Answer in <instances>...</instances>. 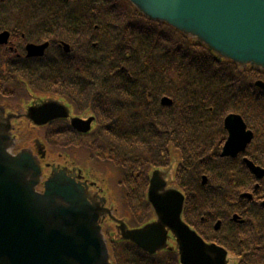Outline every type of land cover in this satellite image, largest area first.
<instances>
[{
	"label": "flooded vegetation",
	"instance_id": "obj_1",
	"mask_svg": "<svg viewBox=\"0 0 264 264\" xmlns=\"http://www.w3.org/2000/svg\"><path fill=\"white\" fill-rule=\"evenodd\" d=\"M3 2L0 0V32L8 30L9 37L6 45L0 46V101L8 100L12 107L28 103L32 101L28 89L33 93L62 95L72 114L91 113L96 121L88 134L77 132L68 122L64 128L54 129L55 135L63 137L52 152L62 157L64 163L53 159L45 163L78 166L86 171L69 160V155H73L69 145L72 138L87 141L72 145L90 149V157L97 160L105 158L97 149L96 139L103 131L131 138L143 135L141 141L153 148V158L139 159L131 154L135 158L128 168H122L127 174L120 179V183L129 182L122 188V193L129 197L125 204L128 214L119 210V204L116 212L130 219L132 227L149 220L151 207L146 190L150 171L171 168L165 180L168 182L173 174L171 183L183 193L182 220L205 244L224 251L220 252L225 259H212L213 264H264V72H240L234 67L232 78L215 82V88L209 86L205 96L194 98L203 103L200 107L194 105L197 110L201 108L202 114L194 122L196 128H189L190 118L184 116L182 105L174 97L171 104H162L164 90L154 91L146 80L150 52L120 46L113 53L112 64L102 65V37L96 33L87 37H55L49 26L53 12L42 21L43 31L36 34L33 33L39 23L37 18L29 33L16 26L8 27L4 24L5 16L11 10L2 6ZM90 12L96 13L94 9ZM87 18L79 20L96 19L90 15ZM97 29V25L92 27ZM28 43L47 45L42 55L28 56ZM63 44L68 45L67 50ZM102 75L107 78L105 84L117 88L109 95L102 89ZM124 87L126 91L119 90ZM175 87L177 93L179 86ZM21 107L19 104L14 108ZM190 125L193 126L192 121ZM17 128L20 136L25 135V130ZM48 128L46 137L50 133ZM108 161L116 166L115 160ZM140 253L147 259H132V264H183L177 250L155 256Z\"/></svg>",
	"mask_w": 264,
	"mask_h": 264
},
{
	"label": "water",
	"instance_id": "obj_2",
	"mask_svg": "<svg viewBox=\"0 0 264 264\" xmlns=\"http://www.w3.org/2000/svg\"><path fill=\"white\" fill-rule=\"evenodd\" d=\"M127 1L218 60L264 71V0ZM7 36L0 33V43ZM27 48L29 54H42L45 45ZM171 102L161 99L165 105ZM64 118L79 132H87L94 121L92 115L70 116L68 106L55 97L37 98L14 110L0 105V264H113L106 224L113 227L112 241L131 242L150 255L177 250L183 264L225 259L223 250L205 244L183 222V196L166 182L168 170L155 169L149 177L146 199L153 219L130 228L108 206L105 190L80 168L50 164L49 170V163L41 164L49 154L39 139L34 140L37 154L30 144H21L18 121L41 126Z\"/></svg>",
	"mask_w": 264,
	"mask_h": 264
},
{
	"label": "trees",
	"instance_id": "obj_3",
	"mask_svg": "<svg viewBox=\"0 0 264 264\" xmlns=\"http://www.w3.org/2000/svg\"><path fill=\"white\" fill-rule=\"evenodd\" d=\"M68 0L61 1L56 0L58 9L52 14L51 23L49 26L54 31H64L71 34H78L81 30L84 32L86 27H82V24L78 22V18L81 15H88L83 13V9L79 8V12H75L74 8L62 7L63 4L68 5ZM92 2H99V13L101 9L107 8L110 11L108 13L101 14V16H109L108 23H103L99 27V31L102 33V65L112 64L113 53L118 47L128 45L130 47H136L142 52L149 53V64L146 74V80L149 81L154 89L164 90V95L172 97L175 93V85L171 86L170 90L165 86H155L151 83L153 78L151 77V66L154 63L161 70L164 69V65L167 61H170L175 66L176 75L180 72L179 76L184 84H179V91H181L183 85L188 92H184L187 95L189 101H185L183 98L182 112L184 116L189 117V114L193 111L194 105L200 107L203 103L197 102L194 98L198 96H205V92H199L198 90L207 89L210 83L213 81L221 82L228 78L233 77L234 67L232 63L228 61H220L215 55L207 50L204 46L199 45L193 41L187 39L184 35L178 33L173 28L162 22L150 21L139 14L133 7H131L126 0H91ZM40 4L44 5L42 1ZM48 8V7H47ZM44 9V7H42ZM49 12L52 8H48ZM98 15V13H95ZM76 20L77 22H73ZM108 27H114L110 29V33L107 31ZM78 27V28H77ZM80 28V29H79ZM162 28H168L167 31H162ZM165 59L166 61H164ZM192 71L199 74L200 80L196 79L192 75ZM200 71V72H199ZM199 72V73H198ZM138 73V71H136ZM102 80V89L106 92L116 90L117 88L106 83L103 75L99 78ZM111 79V77L109 78ZM119 90L126 91L127 89L120 88ZM178 91V92H179ZM191 122V117H190ZM110 120H107L109 122ZM106 122V121H105ZM106 122V123H107ZM189 122V124H190ZM91 138H88L90 140ZM95 139V138H94ZM97 144L102 148L103 155L109 158L123 161L122 166H129L128 162H131L135 157L129 156L125 152H120L121 155L114 149L115 143L122 145L129 142L128 136H120L110 131H103V134L96 137ZM115 145V146H114ZM122 247H126L122 245ZM126 253L135 251L132 248H126ZM132 254V253H130ZM129 254V255H130ZM128 255V256H129ZM134 259H142L139 255L132 254Z\"/></svg>",
	"mask_w": 264,
	"mask_h": 264
},
{
	"label": "rangeland",
	"instance_id": "obj_4",
	"mask_svg": "<svg viewBox=\"0 0 264 264\" xmlns=\"http://www.w3.org/2000/svg\"><path fill=\"white\" fill-rule=\"evenodd\" d=\"M39 16H40V14H39ZM17 17L18 16H16V17L8 16L7 22H11L12 19L17 18ZM109 19H110V17H109ZM21 21L24 22L23 19H21ZM11 26L20 27L23 30H26L27 28L32 27V26H27V24H25V23H23V24H12ZM167 30H168V28H162V31H164V32ZM60 36L62 37L63 35L60 34ZM163 60L166 61L165 59H163ZM179 74H180V72H178V75H176L175 66L172 65L170 61H167L165 63L163 70H161L159 67H157L153 63L151 66V77L153 78L151 83L157 87L167 85V88L170 90L171 86H174L176 82H178V85L180 83L181 84L185 83V81H182ZM192 75H194L195 78L198 80L201 79L198 76L199 74L196 75V72H194V71H192ZM200 81H202V80H200ZM215 82L213 81L212 83H210V85H209V86H211L210 89L215 88ZM183 87H185V86L183 85ZM183 87L181 89L182 92L179 91L178 94L175 96L178 105L183 104V98L185 99V101H189V99L187 98V95L184 94V92H186V91L188 92V89L186 90ZM207 89L198 90V91L203 93V92H206ZM205 95H206V93H205ZM220 111H222V110H220ZM201 114L202 113H200V111L194 107L193 112H191L189 114V118L191 117V121H192L193 126L188 124L187 127L196 128V125L194 124V122H196L197 118L200 117L199 115H201ZM54 139H56V138H54ZM57 139H58V141H61L62 137H58ZM64 140H66V138H64ZM79 143H82L81 139L79 140L76 138L75 139L72 138L70 140V142H69V145H71L70 152L73 155H71V154L69 155V160L83 166L84 169L88 172V174L91 175L90 176L91 178H97L98 180H100L102 182L101 183L102 186L105 189V192L107 193V197L113 199L115 202H117L119 204L118 205L119 210H121V211L123 210L126 212L127 211L126 206H125L126 201L124 200V194L122 193V188L119 185L120 179H121L122 173H123L122 167L119 165H116L113 167L108 160H104V159H101L99 157L97 160H95L92 157H90V154H91L90 149L83 147L82 145H80V146L72 145V144H79ZM86 171H85V173H86ZM108 174H109V176H108ZM123 214H128V212L123 213ZM132 220H134V219H132ZM126 251H127L126 247H121V248L117 247L115 249V254L118 257L120 264H132V257H128L129 253H126ZM156 259H159L162 261L165 258L164 257H158Z\"/></svg>",
	"mask_w": 264,
	"mask_h": 264
}]
</instances>
